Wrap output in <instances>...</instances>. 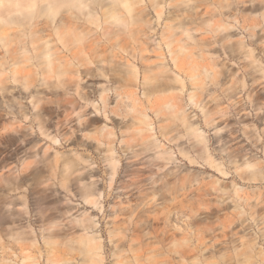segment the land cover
<instances>
[{"label": "rangeland", "instance_id": "rangeland-1", "mask_svg": "<svg viewBox=\"0 0 264 264\" xmlns=\"http://www.w3.org/2000/svg\"><path fill=\"white\" fill-rule=\"evenodd\" d=\"M252 8L251 5H237L235 18L223 21L228 28L219 34L221 40L211 45V52H202L208 57L205 60L197 57L198 52L193 49L195 40L179 33L178 28V36L187 44V49L178 56L181 69L174 66L170 52L158 36L164 26V13L159 20L154 13L149 14L154 15L153 24L158 30L154 37L161 42V48L145 50V63L159 65L163 70L162 79L171 87L169 91L156 92L157 98L162 100L170 95L171 101L176 103L173 109L163 108L156 114L149 109L150 102L147 101L153 97L144 95L142 79L138 77L137 86L133 88L139 98L136 105L138 110H145V119L150 125L139 122L137 117L141 114L137 110L116 104L111 92L108 104L117 111L104 113L79 99L72 89H66L74 88V82H79L94 99V104L99 105L98 89L110 83L96 62L79 66V78H82L79 81L74 76L76 80L65 87L56 75V68H43L45 57L37 56L32 45L23 53L19 38L24 42L29 40V30L24 25L4 26L7 36L4 41L0 40V59L4 62L0 65L4 70L0 74V132L4 135L0 137V264L84 263L87 255L79 243V236L84 231L77 220L84 215L93 221V230L89 229L88 233L100 241L103 264H112L115 259L114 247L105 231L112 226L113 220L124 226L123 220L129 218L136 222L139 233L150 232L145 236L148 240H153L154 229L159 237H165L163 245L153 244L163 251L174 241L183 242L187 249L194 248L193 232L201 235L206 245L201 244L198 256L190 258V252L186 258H181L172 252L174 264L179 261L182 264H188V261L194 264L210 261L209 264H240L236 257L219 256L220 252L230 254L235 246L246 240L253 242L251 259L254 264H264V254L260 253V249L264 250V7ZM248 16H260V22L251 32L247 28L249 22L243 21L244 17L249 19ZM21 28L25 31L20 37ZM203 32L205 35L203 29L192 31V34L199 38ZM45 38H50L57 54L53 31H46ZM6 40H10L8 45ZM123 55L127 56L126 52ZM11 56L19 57L17 65L12 64ZM91 57L96 59L94 54ZM197 61L210 67L208 76L193 70ZM135 63L141 64L139 60ZM87 67L91 74L86 76L84 69ZM116 72L117 67L108 71ZM190 73L200 75L194 80ZM195 85L201 87L194 90ZM42 96L35 106L36 99ZM69 100L71 105H67L78 106L81 119L78 121L74 112V120L70 127L61 129V135L56 123L59 106ZM181 115L204 135L208 156L200 150V145H193L186 123L180 120ZM44 124L49 128L48 133L39 127ZM130 126H142L143 136L150 134L149 139L163 144L169 154H164V158L156 156V151L163 149L161 146L142 150L140 136L129 139L132 149L123 150L126 145L121 142L120 130L130 133ZM107 130L115 134L102 137L101 133ZM164 132H167L166 137L162 135ZM97 137L103 141L112 139L113 155L120 159L119 170L128 168L132 150L141 151L139 156L145 157L143 162L147 164H164L153 175L164 180L155 186L156 194L144 197V201L149 200L144 208L139 206L131 213L126 209V203L118 204L122 212L112 217L113 202L125 198L107 194L114 185L109 186L110 165L105 160L109 154L108 144L98 142ZM167 172L171 175L165 176ZM123 174L124 170L120 172ZM93 180L99 192L96 204L81 194V187H91ZM119 184L117 182L115 186ZM117 191L116 188L113 190L114 193ZM141 198L133 194L130 204L134 206ZM11 210H20L25 218L15 223L9 221ZM154 215L160 218L154 220ZM48 217H54L58 223L51 225ZM139 223L143 225L139 227ZM26 226L36 241L17 240L11 235ZM127 238H122L119 243L123 247L121 253L130 259L135 252L127 250ZM65 260L68 262L64 263Z\"/></svg>", "mask_w": 264, "mask_h": 264}, {"label": "bare ground", "instance_id": "bare-ground-1", "mask_svg": "<svg viewBox=\"0 0 264 264\" xmlns=\"http://www.w3.org/2000/svg\"><path fill=\"white\" fill-rule=\"evenodd\" d=\"M240 3L248 6L251 5L253 6L252 9L264 7V0H0V40L4 41L7 36L6 28L4 27L7 24L24 25V28L28 29L30 32V39L24 42L19 38L21 44L20 48L23 53L28 52L29 46L32 45V48L36 50L37 56L41 58L43 56L45 57L42 61L43 68H48L49 70L53 67L56 68V75L60 78L61 84L65 87H67L69 82H74L76 80L74 76L80 81L82 77L79 78V66L96 62L98 69L103 71L107 79L106 81L110 83V85H101L99 87V105L94 104V99H91L90 94L84 90L83 86L80 87L79 82H74V88L67 87L66 89H72L79 99H83L86 104L91 103L96 111L102 110L104 113L117 111L114 107H109L108 104V100L112 97L110 96L111 92L112 95L115 96L116 104L129 106L130 109L137 110L141 114V117H137L139 122L150 125V123L146 122L145 117L147 114L145 110L137 109L136 101H138L139 98L137 97L136 90L133 88L137 86L138 77L142 79L144 95H146L147 98L150 96L153 97L151 101L149 98L147 101L148 103L150 102L149 109H152L156 114L163 108L173 109L176 103L171 101L170 95L164 96L162 100L155 95L156 92L162 93L169 91L171 87L167 84L166 80L164 82L162 79L163 70L159 65L145 63L147 56L144 51H155L161 48L160 41H162V44H165L171 54V60L174 66L181 69V62L178 56L187 49V44L178 34L184 33L186 37L195 40L193 49H195V52H198L197 57L205 60L208 57H205L202 52L205 50L211 52V45L221 40L219 34L228 28V24L223 23V21L231 17L235 18L237 5ZM150 13H154L156 20H159L164 13V26L161 28L158 35L160 41H156L157 37H154V35L158 33V30L156 31L153 24L152 17L154 15L149 16ZM262 14L264 19V13ZM248 17L249 19L244 17L243 21L249 22L247 28L251 32L260 22V16ZM24 28H21L19 31L21 33H19L20 37L25 31ZM178 28L180 29L179 33V30H177ZM243 28H246V26H243ZM201 29L205 31V35L203 32V35L199 38H195L192 31ZM46 31H53L56 35L57 54L56 49L53 50L50 38H45ZM207 33H210V36H207ZM179 41L183 42L177 45ZM9 42L10 40H6L7 45ZM124 52H126L127 56L123 55ZM54 54H56L55 57ZM91 54H94L96 59L92 58ZM117 57L118 59H115ZM11 60L14 65H17L20 61L19 57L16 56H11ZM135 60L141 62L140 66L135 63ZM3 64L4 62L0 59V65ZM194 64H196L193 67L194 71L199 70L200 73H204L206 76L210 74V67L207 66V63L197 61ZM114 67H117L118 72L113 74L108 73V71ZM4 69H6V67ZM84 70L87 76L90 73V69L87 67ZM3 72L4 70L1 67L0 74ZM199 75V73L189 74L190 78L194 80ZM15 78L14 76V79ZM23 84L25 86L28 85L27 82ZM1 87L2 83L0 79V89ZM199 87L201 86L195 85L194 90ZM41 99H43V96L37 98L34 105L38 106ZM67 104L71 105V101L69 100L67 103H62L61 106H59V118L56 121L59 134L61 135L63 134L61 129L64 126L70 127L71 122L74 120V117H72L74 112L77 114V120L79 121L81 119L79 110L77 111L78 106H69ZM180 120L182 123H186L188 135L193 145H200V150L205 152L206 156H208L206 139L201 131L198 130V127L188 122L184 115L180 116ZM39 127L43 132L48 133L47 130L49 128H45V124ZM130 127L132 128L130 133L120 130L121 142L126 145L123 150L132 149V144L128 143L129 139L134 140L137 136H140L143 143L142 150L147 151L152 149V147L161 146L163 149L156 151V156L164 158V154H169V151L162 146L163 144L154 143V141L149 139L151 136L150 134L146 137L143 136L142 132L144 128L142 126ZM126 129L129 128L126 127ZM166 133L167 132H164L162 135L166 137ZM114 134L115 133L110 130H107L106 133H101L102 137ZM1 136L4 135L0 132V137ZM172 139L173 138H170L169 140ZM96 140L98 142L106 141L108 144L107 152H109V154L105 156V160L110 165V171L108 172L110 175L109 186L111 187L112 183L114 185L107 194L109 196L113 194L114 197L123 195L125 198V200L113 202L112 217L115 218L122 212V208L117 206L118 204L126 203L125 207L129 209L131 213H133L134 209L139 208V206L144 208V205L149 203V200H143L144 197H147L149 194H156L155 186L163 179L155 178L153 175L157 173L159 169H162L164 164L160 162L147 164L143 162L145 157L139 156L141 151L132 150L131 156L128 157L130 158L128 168L123 169L124 174L120 175V172L123 170L121 168L119 170L117 167L118 160L120 159H117L113 155L114 147L111 145L112 139L106 140L105 138L103 141L102 138L97 137ZM126 154H128V152ZM164 175H171V173L167 172L164 173ZM117 182L120 184L115 186ZM91 185V187H81V194L86 200L96 204L98 201L97 194L99 192L95 180L91 182ZM115 188L118 189L116 193L113 192ZM133 194L142 197L134 206L130 204ZM115 206H117V208ZM10 215L8 217L12 219L9 221L13 223L25 218L23 217L25 216L24 213H21L20 210H11ZM53 218L54 217L47 218V221H49L51 225L58 223ZM159 218L160 216L158 215L153 216L154 220ZM77 220L79 225H81V230L84 231L83 234L79 236V243H82L81 248L87 255L86 261L84 263L82 261L80 264H103L100 241L97 240L95 235L88 233L89 229L93 230L94 226L91 217H85L84 215L77 218ZM123 221L126 222V225L121 226V224L119 225L117 221L113 220L111 223L112 226L105 231L114 247L113 254L115 255V259L112 261V264H174L175 262L171 258L172 252L178 253L181 258H186L187 254L191 252V255H189L190 258L195 259L202 249L201 244L206 245V243L202 241L201 235L194 231L193 234L196 238L194 248L187 249L184 247L183 242L174 241L172 242V246H167L164 248L165 251H163L161 247L153 246L154 243L163 245L166 239L163 236L159 237L155 229H152L153 235L151 238H153V240H148L149 237L145 236L150 234V232L139 233L136 222L131 218H129V220L124 219ZM130 224H132V227H130ZM142 225V223H139V227ZM27 227L28 226L17 232H13L11 235L17 240L30 239L36 241L32 232L26 230ZM126 236H128L126 241H129L127 250L133 251V253L135 252L133 258L130 259L127 258L125 254L121 253L123 247L121 246L122 243H119L121 239ZM216 240L219 241V239ZM252 243L253 242L249 240L242 241L231 250L232 252H230V254H227V252H220L219 257L222 258L227 255L230 256V258L236 257V262L240 264H254L255 262L251 259ZM195 249L196 251H194ZM260 253L264 254V250L260 249ZM63 262H68V260ZM179 263L182 264L180 261L177 264ZM187 263L194 264L193 261H188ZM35 264L39 263L36 261ZM51 264L55 263L52 262Z\"/></svg>", "mask_w": 264, "mask_h": 264}]
</instances>
